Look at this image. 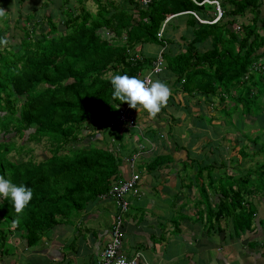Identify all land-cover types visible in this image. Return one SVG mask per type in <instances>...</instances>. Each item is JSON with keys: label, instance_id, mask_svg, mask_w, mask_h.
I'll return each mask as SVG.
<instances>
[{"label": "trees", "instance_id": "1", "mask_svg": "<svg viewBox=\"0 0 264 264\" xmlns=\"http://www.w3.org/2000/svg\"><path fill=\"white\" fill-rule=\"evenodd\" d=\"M76 1L77 10L68 6L62 11L63 30L47 18L38 34L39 21L23 29L14 47L0 43V176L33 192L19 215L10 200L0 198V243L13 230L24 231L27 246L36 243L109 188L121 160L104 136L127 104L113 99V74L141 78L160 52L163 69L153 79H165L173 95L180 92L204 105L217 99L224 103L223 115L233 113V127L264 113L262 0H217L222 11L218 19L216 5L203 0H151L147 6L123 0L119 8L108 0H92L94 12L85 6L87 0ZM240 16L245 20L239 21ZM206 42L202 50L197 48ZM150 44L158 46L151 55L142 51ZM197 117L204 122V114ZM239 134L250 138L240 130L236 140ZM16 137L47 141L46 157L11 158L12 152L30 150L25 142L17 145ZM259 138L252 139L254 148ZM84 139L87 145L82 146ZM236 146L242 158L249 156L242 149L247 143ZM240 173L226 172L216 182L208 181L219 196L212 208L205 200L206 217L222 239L227 226L236 239L242 231L256 230V206L248 197L261 193L264 182L256 184L251 171Z\"/></svg>", "mask_w": 264, "mask_h": 264}, {"label": "crops", "instance_id": "2", "mask_svg": "<svg viewBox=\"0 0 264 264\" xmlns=\"http://www.w3.org/2000/svg\"><path fill=\"white\" fill-rule=\"evenodd\" d=\"M108 1L112 6L121 7V0ZM73 3L74 0H69L68 4L64 0H0V8L5 11V16L0 18V40L4 39V35L15 36L16 25L23 30L28 27L27 24L40 23V17L54 21L58 30H63L65 17L62 8L65 11L68 6L75 9ZM166 84L171 88L170 84ZM179 94L180 100L173 97L168 100L169 104L181 106L184 111V114H178V136L173 135L176 115L171 114V110L166 114V106L155 118L150 117L143 108L139 112L131 108V113L135 118H140V123L138 121L136 126L127 128L113 121L107 131L109 138L106 141L121 160L119 172L111 179L110 186L118 179L130 177L132 173L139 176L136 189L126 197L129 206L123 215L121 252L128 258L136 257L140 264H243V260L247 263L250 254L245 252L244 243L236 242L234 236L226 238L224 235V239H221L216 224H211L206 217L205 200L208 198L212 208L219 196L208 181L211 182L213 178L216 182L218 170L231 165L225 160L218 163L215 156L225 149L223 144L224 148H219L220 136L216 128L224 130L221 136L227 146L231 142L230 137L225 136L227 119L226 124L213 123L212 114L203 113L204 102H197V99L191 101ZM192 105L202 111L191 112L189 107ZM207 105L212 106L211 103ZM203 114L204 122L201 123L197 116ZM208 117L211 118L210 122L207 121ZM165 124L170 132L168 143L173 148L167 147L165 142L161 145L155 143L164 133ZM154 126L157 130L152 133ZM232 142L235 143L234 139ZM242 149L252 154L264 153V148ZM206 151L209 156L205 154ZM157 156L163 159L155 164ZM204 156L208 158H205L206 161ZM130 159H133L131 164L128 163ZM258 168L263 167L257 163ZM199 169L203 170L200 175ZM110 186L68 220H60L30 246L25 242L24 231L13 230L7 234L0 243V264H97L110 238L118 210L114 199L108 195ZM252 197L248 199L252 200ZM110 200L116 205L115 211L106 216L103 210L108 208L107 202ZM255 206L258 207L257 204ZM201 210L203 214L200 217ZM257 223L259 227H264L260 217ZM10 243L12 248H9Z\"/></svg>", "mask_w": 264, "mask_h": 264}, {"label": "rangeland", "instance_id": "3", "mask_svg": "<svg viewBox=\"0 0 264 264\" xmlns=\"http://www.w3.org/2000/svg\"><path fill=\"white\" fill-rule=\"evenodd\" d=\"M121 2H122V4L124 3L123 0H121ZM262 3L263 4L261 6V16L264 17V0H262ZM73 4H74V8L76 10L80 6V4L77 1H75V0H74ZM86 4H85V6L88 9H90L91 11L94 12L96 10V4L92 0L87 1ZM62 11L65 12L64 8H62ZM64 15H65V13H64ZM245 17L244 16H240L237 19H239V21H244ZM40 18L42 19V21L40 20L39 26L36 28L35 32L37 34L39 33L40 27H42V25H45L44 24L45 18H42V17H40ZM27 26H28V24H27ZM234 26L236 27V24H234ZM43 30H47V28L44 27ZM14 31H16V33H15L16 37L13 34L4 35V39L3 40H6V43H1V47L9 49L12 46L14 47L15 43H18V41L20 40V38L23 35L22 32L24 30H22L18 25H16ZM100 32H101L102 36L107 37L105 30H101ZM179 34H180V32L177 33L176 36H178ZM185 35H187L188 38L191 37V34L189 32H185ZM205 44L208 45V43L206 42L203 45L198 46L197 48L202 50L205 47ZM157 48H158V46L150 44V45H145L142 48V51L144 53H146V54L151 55L152 53L157 52L156 51ZM162 80L165 81V79H161V81ZM179 93L180 92H178L177 94L173 95L172 91H171V95L172 96H170V97L175 98V100H180L181 99V94H179ZM213 100H214V102L211 103V104L214 107H212L211 105H203V108H202V109H204L203 113L205 115H208V113L212 114V117L214 119L213 123H220V122L221 123H225V119H227V121H226L227 122V127L224 126L225 130L227 132L225 134V136L230 137L229 139L231 140L230 145L227 146V144H225L226 141L224 142L222 140L223 138L221 136L222 134L225 133L224 130H222V128L221 129L220 128H216L215 129V131L217 132L218 136H220L219 148H224L223 145L225 146V149H221L220 155H215L216 156V161L219 163V162H221L220 160H225L228 163H231V165H228L226 168H223L225 170L219 169L218 170V175H223V173H226L227 171H230V172L233 171V173H235V171H237L238 173H240L239 170H241L240 174H241V177H242V176H244L243 173H245L246 171H251L252 178L258 180V182L256 184H261L262 182H264V168H259L256 171V164L257 163L262 164V162H264V153L260 152L259 154H252V152H248V154H250V155L249 156H245L244 158H242L241 155L238 154V151H237L238 146H236V145H238V144L239 145H241V144L243 145V144L247 143V148H254L255 146L253 144V140L252 139L255 136H259L260 137L258 139L259 143H256V148L260 147V146L264 148V113H262V115H258V117H253V119L251 118L252 116H250L247 122L240 121V124H236L235 125L236 127H233V125H232V120L233 119L230 118V117H234L233 113L229 114L230 117H227V116L223 115L220 112V109L224 106V103H220L217 99H213ZM260 103L262 104V106H264V98L261 99ZM166 107H167V109H164V110H166V112H165L166 114L170 113L169 110H171L173 112L171 114L176 115L175 118L173 119L176 123L172 122L174 125L176 124L175 125V129H174L175 134H173V135L178 136V129L177 128H178V124H180L178 122H180V115L184 114V111L182 110L181 106L174 105V104H169L168 102H167ZM189 109L192 110L191 112H194V113H199L200 111H202V109H198V106L195 107L194 105L190 106ZM263 112H264V108H263ZM179 113H180V115H178ZM136 120H137L136 122L139 121V123H140V118L137 117ZM247 123H248L249 126L246 127ZM166 125L167 124H165V127L163 128L165 130L164 133L161 135V137H159V139H158L159 141L156 140L155 143H160V145H161L162 143L164 144V142H165L167 147L173 148V145L171 143H168V139L170 138V134H169L170 132L168 131V129H166L167 128ZM260 125H263V127H260ZM243 126H244V128H243ZM156 130H157V127L154 126L153 129H152V133L155 132ZM240 130H242V132H244L246 134H249L250 138L246 139V140L243 139L242 137H244V136L241 133L242 137L240 136V134L238 135V137L240 136V138H238V140H239V143H238V140H236L237 137H235V136H236L237 132H239ZM29 131L30 130H27L26 133L29 132ZM104 138H105V140L108 141L109 132L105 133ZM233 139H234L235 143L232 142ZM15 141H16L17 145L25 142V146L26 147H24V148L25 149L29 148L30 150L27 149V151L20 152V154H17V152L10 153V157L14 158V159H23V160H25V159H29L31 157L32 158L34 157V159H37V160L43 159V158L46 157V154L48 153V150H49V148H47L48 147V143L45 140H42V141L41 140L40 141H25L24 138L16 137ZM81 144H82V146L83 145H87V140L84 139L81 142ZM234 145H235L236 149L235 148L232 149L233 147L231 148V146H234ZM226 146H227V148H226ZM224 150L226 152H224ZM205 154H208V151H206ZM208 156H209V154H208ZM205 158H207V157H205V156L203 157V159L206 161L208 158L207 159H205ZM239 165H240V167H239ZM220 167H222V166H219L218 168H220ZM253 196L254 197H252V202H254V204H257V206H258L256 208V216H255V219H254L255 220V225H256V230H254V231H252V230L251 231H249V230L242 231V233H241L242 237H239L237 239L238 241L235 239V237H234V239L238 243H241V241H242V243H244L243 245L245 246L244 247L245 248V252H248L250 254V257H248V258H250L249 261L246 263V261L243 260V264H264V227H262V226L259 227V223H257V220H258L259 217L264 222V192H263V194H262V192L261 193H256ZM248 198H251V197H248ZM107 206H108V208L103 210V214H105L106 216H110V214L115 211V206L116 205H115L114 202L111 201V202H107ZM228 219H230V218H228ZM221 223L223 224V221H221ZM223 232H224L226 238H229L230 236H234L231 233L232 232V226H227V230H225V228H224ZM10 245L11 246H9V248H12L13 246H12L11 243H10Z\"/></svg>", "mask_w": 264, "mask_h": 264}, {"label": "clouds", "instance_id": "4", "mask_svg": "<svg viewBox=\"0 0 264 264\" xmlns=\"http://www.w3.org/2000/svg\"><path fill=\"white\" fill-rule=\"evenodd\" d=\"M4 16L5 11L0 8V18ZM0 43H6V40H0ZM110 83L114 89L113 99L126 102L130 108L138 112L143 108L152 118H155L162 107L167 105L171 95V89L166 83L159 79L152 80L150 77L141 79L127 73H116L111 76ZM32 197L31 188L23 184L17 185L0 176V198L10 200L16 214L24 212Z\"/></svg>", "mask_w": 264, "mask_h": 264}, {"label": "built area", "instance_id": "5", "mask_svg": "<svg viewBox=\"0 0 264 264\" xmlns=\"http://www.w3.org/2000/svg\"><path fill=\"white\" fill-rule=\"evenodd\" d=\"M150 1L151 0H139V3L142 6H147ZM203 2L214 3L216 5V19L221 16L222 11L217 0H203ZM163 62V57L159 52L150 69L146 73L142 74L141 79L150 77L153 80V77L156 74H159L163 69ZM115 121L117 124L127 128H132L137 125L136 118L131 113V108L128 104L122 105L120 107ZM132 161L133 159H130L128 160V163L131 164ZM138 179V174L132 173L130 177L118 179L110 186L108 195L114 199L118 210L111 227L110 238L104 246L97 264H140L136 257L128 258L121 252L123 215L129 206V202L126 197L129 192L136 189Z\"/></svg>", "mask_w": 264, "mask_h": 264}]
</instances>
